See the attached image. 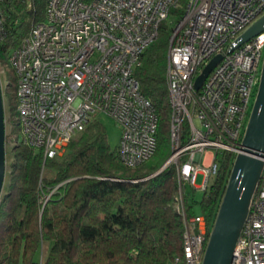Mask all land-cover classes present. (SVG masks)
I'll list each match as a JSON object with an SVG mask.
<instances>
[{
  "label": "built area",
  "instance_id": "obj_1",
  "mask_svg": "<svg viewBox=\"0 0 264 264\" xmlns=\"http://www.w3.org/2000/svg\"><path fill=\"white\" fill-rule=\"evenodd\" d=\"M180 1L47 0L43 21L7 52L15 91L8 111L0 78L5 151L20 145L41 152L44 160L54 159L101 115L119 129L116 152L122 167L135 169L152 158L158 115L140 93L134 72ZM18 3L33 11V0H0V45L9 39L3 8L15 11ZM262 14L264 0H187L171 32L166 63L170 156L162 167L175 166L180 185L175 199L185 227L183 264H202L211 226L202 215L186 217L181 186L205 192L219 170L217 155L235 158L240 152L259 83L264 29L238 44ZM215 56L221 60L195 90L196 78ZM231 264H264V169Z\"/></svg>",
  "mask_w": 264,
  "mask_h": 264
},
{
  "label": "trees",
  "instance_id": "obj_2",
  "mask_svg": "<svg viewBox=\"0 0 264 264\" xmlns=\"http://www.w3.org/2000/svg\"><path fill=\"white\" fill-rule=\"evenodd\" d=\"M46 1L33 0L29 12L20 3L15 11L3 8L9 39L0 45L2 62L30 27L43 21ZM186 2L181 0L169 11L134 72L140 93L158 115L154 162L135 169L122 167L97 119L54 159L44 160L41 152L16 146L8 187L0 199V264H183L185 227L176 210L180 185L175 166L145 178L170 156L167 52ZM7 75L13 76L10 70ZM183 129L185 137V124ZM217 158L218 173L205 192H198L199 200L196 190L181 186L186 217L202 215L208 227L234 157L224 152ZM46 168L53 174H46Z\"/></svg>",
  "mask_w": 264,
  "mask_h": 264
},
{
  "label": "water",
  "instance_id": "obj_3",
  "mask_svg": "<svg viewBox=\"0 0 264 264\" xmlns=\"http://www.w3.org/2000/svg\"><path fill=\"white\" fill-rule=\"evenodd\" d=\"M264 29V14L240 36L239 44L249 41ZM221 60L215 56L194 83L199 90L203 81ZM4 104L0 83V199L5 188ZM264 55L259 83L252 109L244 130L240 152L235 156L218 210L214 217L203 253L202 264H231L236 242L247 219L249 207L264 169ZM164 168L146 179L155 177Z\"/></svg>",
  "mask_w": 264,
  "mask_h": 264
},
{
  "label": "rangeland",
  "instance_id": "obj_4",
  "mask_svg": "<svg viewBox=\"0 0 264 264\" xmlns=\"http://www.w3.org/2000/svg\"><path fill=\"white\" fill-rule=\"evenodd\" d=\"M0 70L2 72L0 78H1L2 83L5 86L4 102L6 104L7 110L9 111L12 108V103H13V98H14V91H15V85H14V81H13L14 77L12 76L10 78L7 75V70H9V69L6 67L5 62L1 61V57H0ZM96 119L99 120L100 123L103 125L105 132H106L108 144L111 147V149H114L119 142V138H120L119 129L115 126L114 122L108 117L100 115ZM168 127H169V122H168ZM168 135H169V132H168ZM168 140H169V137H168ZM5 159H6V165H7V176H6V180H5V188L4 189H6L8 187L10 166H11V163L13 161V152L10 148H6ZM168 159H169V157H168ZM168 159L164 162V164L168 161ZM154 160H155V157L153 155L152 159L150 158L147 162H148V164H152L154 162ZM46 174L52 175L53 172H50L49 169L46 168ZM201 182H202V177L198 176L196 178V184L199 185ZM186 188L189 189V186L187 185ZM196 194H197L196 199L199 200L201 195L198 192ZM195 211H196V213H198L197 209Z\"/></svg>",
  "mask_w": 264,
  "mask_h": 264
}]
</instances>
